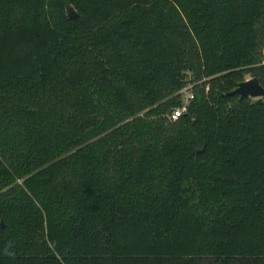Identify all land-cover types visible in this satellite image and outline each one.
Returning <instances> with one entry per match:
<instances>
[{
	"label": "trees",
	"instance_id": "obj_1",
	"mask_svg": "<svg viewBox=\"0 0 264 264\" xmlns=\"http://www.w3.org/2000/svg\"><path fill=\"white\" fill-rule=\"evenodd\" d=\"M247 75L264 0H0V264H264Z\"/></svg>",
	"mask_w": 264,
	"mask_h": 264
},
{
	"label": "water",
	"instance_id": "obj_2",
	"mask_svg": "<svg viewBox=\"0 0 264 264\" xmlns=\"http://www.w3.org/2000/svg\"><path fill=\"white\" fill-rule=\"evenodd\" d=\"M67 14L71 20L76 19L79 15L70 5L67 7ZM227 97L238 96L241 100L262 99L264 98V86L258 78H251L238 85L236 89L226 94Z\"/></svg>",
	"mask_w": 264,
	"mask_h": 264
},
{
	"label": "built area",
	"instance_id": "obj_3",
	"mask_svg": "<svg viewBox=\"0 0 264 264\" xmlns=\"http://www.w3.org/2000/svg\"><path fill=\"white\" fill-rule=\"evenodd\" d=\"M181 94H182V105L171 113L170 119L172 121H176L182 115L186 114L189 110L190 102L194 99V93L191 87L185 88L181 92Z\"/></svg>",
	"mask_w": 264,
	"mask_h": 264
},
{
	"label": "rangeland",
	"instance_id": "obj_4",
	"mask_svg": "<svg viewBox=\"0 0 264 264\" xmlns=\"http://www.w3.org/2000/svg\"><path fill=\"white\" fill-rule=\"evenodd\" d=\"M251 79V76L250 75H247L246 76V80H250Z\"/></svg>",
	"mask_w": 264,
	"mask_h": 264
}]
</instances>
